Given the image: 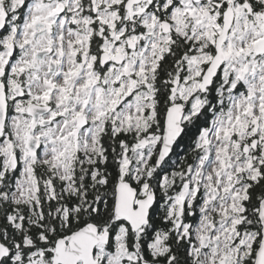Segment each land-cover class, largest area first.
<instances>
[{"label":"snow or ice","instance_id":"snow-or-ice-1","mask_svg":"<svg viewBox=\"0 0 264 264\" xmlns=\"http://www.w3.org/2000/svg\"><path fill=\"white\" fill-rule=\"evenodd\" d=\"M0 264H264V0H0Z\"/></svg>","mask_w":264,"mask_h":264}]
</instances>
